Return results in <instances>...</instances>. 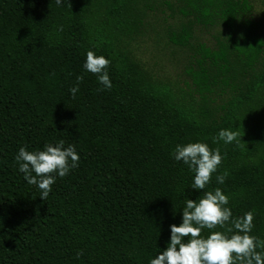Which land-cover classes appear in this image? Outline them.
Returning <instances> with one entry per match:
<instances>
[{"label": "trees", "instance_id": "obj_1", "mask_svg": "<svg viewBox=\"0 0 264 264\" xmlns=\"http://www.w3.org/2000/svg\"><path fill=\"white\" fill-rule=\"evenodd\" d=\"M262 2L257 15L253 0H0V264H149L203 195L171 156L194 141L223 157L206 190L264 239ZM151 30L182 52L185 86L135 54ZM89 50L110 60V89L84 69ZM60 140L78 166L42 200L14 157Z\"/></svg>", "mask_w": 264, "mask_h": 264}, {"label": "clouds", "instance_id": "obj_2", "mask_svg": "<svg viewBox=\"0 0 264 264\" xmlns=\"http://www.w3.org/2000/svg\"><path fill=\"white\" fill-rule=\"evenodd\" d=\"M56 3L60 4L61 0ZM109 64L108 58L89 50L83 67L96 75L105 89H110ZM238 135L234 130L220 129L214 139L229 144ZM171 156L188 167L193 174L189 186L202 189L203 195L199 194V199L186 198L180 209V223L169 225L166 246L150 258L149 264H264V239L252 234L253 213L248 211L233 218L227 206L228 195L219 187L206 190L223 159L220 150L210 148L206 142L194 141L176 144ZM14 159L24 179L35 185L40 190L39 197L45 200L56 178L64 177L78 166L79 154L73 145L65 146L60 140L37 151L20 147ZM224 179L217 175L216 183L223 184ZM217 226L225 230L217 231ZM204 229L209 230L206 237L201 235ZM81 254L77 252V258Z\"/></svg>", "mask_w": 264, "mask_h": 264}, {"label": "rangeland", "instance_id": "obj_3", "mask_svg": "<svg viewBox=\"0 0 264 264\" xmlns=\"http://www.w3.org/2000/svg\"><path fill=\"white\" fill-rule=\"evenodd\" d=\"M255 5L256 14L259 15L263 8L262 0H253ZM154 16L150 17V22L153 21ZM169 24L173 23L172 19H168ZM162 31L154 30L149 31L144 36L139 37L137 42L133 44L135 54L138 58H141L151 68H153L157 74L163 78H167L170 82H178L181 86L184 85V80H187L186 75L182 71L181 65L178 63L177 54L180 57L181 51L172 50L165 40L161 37ZM211 32H204L201 35V40L210 41ZM173 52H177L174 56ZM177 55V56H178Z\"/></svg>", "mask_w": 264, "mask_h": 264}]
</instances>
